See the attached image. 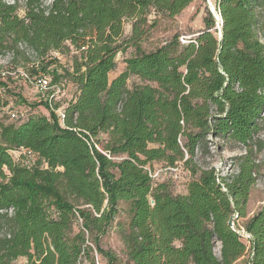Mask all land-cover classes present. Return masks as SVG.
Wrapping results in <instances>:
<instances>
[{
	"label": "trees",
	"instance_id": "1",
	"mask_svg": "<svg viewBox=\"0 0 264 264\" xmlns=\"http://www.w3.org/2000/svg\"><path fill=\"white\" fill-rule=\"evenodd\" d=\"M193 2L0 0V58L11 53V65L30 73L28 64L33 82L43 72L74 89L64 102L31 106L50 117L7 123L16 113L0 66V264H264V206L239 225L262 173L264 0H217L222 38L207 11L194 36L143 48L150 29ZM54 54L70 56L71 69L59 70ZM212 141L219 152L244 151L233 175L200 163ZM22 149L36 154L31 166L14 159ZM155 163L187 171L185 193L153 178ZM111 229L125 261L102 246Z\"/></svg>",
	"mask_w": 264,
	"mask_h": 264
},
{
	"label": "rangeland",
	"instance_id": "2",
	"mask_svg": "<svg viewBox=\"0 0 264 264\" xmlns=\"http://www.w3.org/2000/svg\"><path fill=\"white\" fill-rule=\"evenodd\" d=\"M5 3L13 4L19 1L20 4L26 0H2ZM217 8V0H194V2L188 7L182 14L177 16L173 20L160 21L153 29L148 31L147 38H145L142 46L145 50L150 51L164 45L168 40H170L174 35L179 34L182 36V39H188L194 34L198 33L204 28L203 19L206 16V12L213 11ZM212 14V13H211ZM21 15H24L21 12ZM213 16V15H212ZM214 17V16H213ZM218 27V23H217ZM218 29V28H217ZM125 35L129 37L131 35V25H125ZM134 52V49L128 50L125 54H119L117 57V69L111 77L121 73L125 68V59L131 56V53ZM56 56V55H55ZM54 56V57H55ZM58 58L57 68L61 70L62 68L71 69L72 67V58L70 56L61 55L56 56ZM31 61L35 62L36 59L31 57ZM12 54H5L0 58V66L5 72L10 73V78L7 79L11 95H6L5 100L10 103L9 112H15L18 117L22 115H27L30 112L37 114H45L50 117V113L43 106L36 107L32 109V105L39 104L41 100L48 99L51 94L50 92H40L37 87L32 83L33 79L30 77L26 78L23 74L30 76L32 69L26 65L28 72L23 68V63L18 64V68L13 67L12 65ZM26 70V71H25ZM39 75H47L43 72H40ZM137 82L136 79H131L129 81V87L133 86V83ZM61 93H58L54 103L64 102L74 93V89L70 85H66L61 88ZM21 96L26 100L27 105L20 104L17 100V97ZM31 108V109H30ZM58 116V114H57ZM1 117V116H0ZM3 118V117H2ZM11 118V117H10ZM15 120L8 119L6 122H15ZM264 120V117H263ZM260 139L264 141V122L263 129L260 133ZM218 141H212L210 144V154L200 161L206 167H215L219 174L222 176H231L235 173L236 169L232 167V159L236 156H239L244 151L229 152L223 151L219 152L217 149ZM21 155L13 154L14 159L18 160ZM259 164L262 166L261 177L254 187L251 193L250 202L247 208V218L239 222L240 226L246 222L247 219L251 218L256 212H258L264 206V152L258 157ZM154 172L156 173V178L160 181L170 182L172 191L174 194H183L185 193V186L188 182L189 174L183 168L179 170H164V165L162 163H155L153 167ZM126 206L122 207V210H125ZM121 222L127 221V216L125 213L117 219ZM102 246L105 250H111L122 260L125 261V256L123 253L124 247L120 239L119 234L115 229H111L109 233L102 239ZM216 255L219 257V246H216L215 250ZM98 264H107L106 260L96 257ZM245 261H242L239 264H244ZM13 264H26L25 259H19ZM85 264H89L85 261Z\"/></svg>",
	"mask_w": 264,
	"mask_h": 264
},
{
	"label": "built area",
	"instance_id": "3",
	"mask_svg": "<svg viewBox=\"0 0 264 264\" xmlns=\"http://www.w3.org/2000/svg\"><path fill=\"white\" fill-rule=\"evenodd\" d=\"M213 15L218 18L220 20V22L222 21V17H221V13L219 10L214 9L213 10ZM214 17V18H215ZM216 20V19H215ZM217 22V21H216ZM218 23V22H217ZM220 27H221V23H218V31L220 30ZM219 36H220V33H219ZM58 56V54H54V56ZM24 77L28 78V76L26 74H23ZM33 84L37 87V89L40 91V92H44V94L46 92H50V91H53V93L51 94V96L49 97V102H50V105L53 106V103L56 99V96L58 93H61V86H58V85H55V86H52L51 85V78L48 77L47 75L43 76V75H39L35 78V81L33 82ZM56 114H58V117L60 119V121L62 122L63 121V118H64V115H63V110L62 108L56 110ZM10 119L11 120H15L17 119V115L12 113L10 115ZM13 154H18V155H24L27 157L28 159V162H27V165H32L36 159H37V156L34 152H32L31 150H28V149H22V151L20 152H13ZM176 170H179V169H176ZM174 170V171H176ZM156 173L154 175H152L153 178H156ZM238 216L235 215L233 217L232 220H237ZM233 228H235V224L233 223ZM239 233L242 234L243 237H245L246 239H249L250 236L242 229L241 231H238Z\"/></svg>",
	"mask_w": 264,
	"mask_h": 264
},
{
	"label": "water",
	"instance_id": "4",
	"mask_svg": "<svg viewBox=\"0 0 264 264\" xmlns=\"http://www.w3.org/2000/svg\"><path fill=\"white\" fill-rule=\"evenodd\" d=\"M211 13H212V15H213V11L211 10ZM214 16V15H213ZM215 17V16H214ZM215 19H216V21L218 22V23H221V27H220V30H219V33H220V37L222 38L223 37V22L221 21L220 22V20L218 19V18H216L215 17ZM230 225L231 226H233V222L231 221L230 222ZM241 234V233H240ZM248 234V233H247ZM242 235V234H241ZM249 235V234H248ZM250 236V235H249Z\"/></svg>",
	"mask_w": 264,
	"mask_h": 264
},
{
	"label": "crops",
	"instance_id": "5",
	"mask_svg": "<svg viewBox=\"0 0 264 264\" xmlns=\"http://www.w3.org/2000/svg\"><path fill=\"white\" fill-rule=\"evenodd\" d=\"M113 73H114V72H113ZM113 73H112V74H113ZM119 74H120V73H119ZM119 74H117V75H119ZM117 75H115L114 77H111V74H110V78L113 79V78H115ZM250 198H251V196H250ZM249 202H250V200H249ZM249 202H248V204H249ZM247 208H248V206H247Z\"/></svg>",
	"mask_w": 264,
	"mask_h": 264
}]
</instances>
